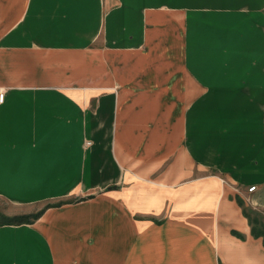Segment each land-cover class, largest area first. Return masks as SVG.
Segmentation results:
<instances>
[{"label":"crops","instance_id":"obj_1","mask_svg":"<svg viewBox=\"0 0 264 264\" xmlns=\"http://www.w3.org/2000/svg\"><path fill=\"white\" fill-rule=\"evenodd\" d=\"M257 16L0 0V197L36 211L0 220V264H264L244 209L264 212Z\"/></svg>","mask_w":264,"mask_h":264},{"label":"rangeland","instance_id":"obj_2","mask_svg":"<svg viewBox=\"0 0 264 264\" xmlns=\"http://www.w3.org/2000/svg\"><path fill=\"white\" fill-rule=\"evenodd\" d=\"M256 22L258 26V24H260V22H263V21L257 16V21L255 18H253L252 24L255 25ZM246 26L248 29V25ZM262 28L264 30V22H263ZM253 31H255V29H253ZM246 47L247 49H244V50H248V51L251 50L249 45ZM235 188L238 190L237 187ZM246 209L248 212L249 211L251 212L253 224L256 226V228L259 230L264 229V212L256 210L255 208L251 206H246ZM0 212L7 214V215H9V213L10 214L12 213V215L17 216V215H23V214H30L36 211H31V209L26 208L25 206H18V205L16 206V205L10 204L6 200L0 197Z\"/></svg>","mask_w":264,"mask_h":264},{"label":"trees","instance_id":"obj_3","mask_svg":"<svg viewBox=\"0 0 264 264\" xmlns=\"http://www.w3.org/2000/svg\"><path fill=\"white\" fill-rule=\"evenodd\" d=\"M244 209H245V213L250 217L251 221L253 222L251 212H250V211L248 212L246 208H244ZM0 215H1V216H0V220L3 221V219H4L5 221H8V223H14L13 220H14L15 222H18V223H21V222L26 221L24 216L6 217V216H3L2 214H0ZM37 215H38V214H36L35 217H36ZM1 217H2V218H1ZM254 230H255V231H254ZM253 232H254L255 235H260L261 232L264 233L263 231L260 232L259 230H257L256 226H255V228H254V225H253Z\"/></svg>","mask_w":264,"mask_h":264},{"label":"built area","instance_id":"obj_4","mask_svg":"<svg viewBox=\"0 0 264 264\" xmlns=\"http://www.w3.org/2000/svg\"><path fill=\"white\" fill-rule=\"evenodd\" d=\"M4 95H5V92H4V89L0 87V100H3L4 99ZM91 143L90 140L87 141V145H89ZM255 185L254 186H251L250 187V190H254L255 189Z\"/></svg>","mask_w":264,"mask_h":264}]
</instances>
